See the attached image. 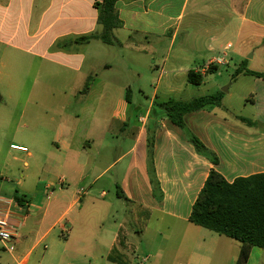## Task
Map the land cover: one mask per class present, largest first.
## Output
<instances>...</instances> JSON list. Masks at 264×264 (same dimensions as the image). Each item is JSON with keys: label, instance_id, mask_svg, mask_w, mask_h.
Instances as JSON below:
<instances>
[{"label": "crops", "instance_id": "1", "mask_svg": "<svg viewBox=\"0 0 264 264\" xmlns=\"http://www.w3.org/2000/svg\"><path fill=\"white\" fill-rule=\"evenodd\" d=\"M96 1L100 0H0V49L27 51L56 64L63 57L72 59L69 50L51 49L61 38L98 31ZM116 11L123 22L114 30L121 43L115 45L123 59L122 74L132 71L141 76L132 68L150 56L147 72L157 81L150 105L145 114L137 106L131 112L125 107L119 115L109 109L104 112L106 117H101L100 105L110 104L106 100L119 98L120 104H133V93L126 86L129 82L111 91L110 80L93 79L84 94L90 75H81L77 86L63 92L75 105L70 112L50 116L54 137L46 144L47 182L38 175L36 186L23 189L21 195L10 181L0 183V215L8 218L13 233L7 243L0 239V252L5 251L0 264H29L33 252L43 245L39 264L50 254L53 264H121L119 255L122 264H235L241 245L238 254L228 255L226 236L205 237L198 231L188 253L183 249L184 240L195 227L202 228L189 218L212 169L230 183L264 173V81L257 77L252 81L247 78L252 75L241 74L230 78L226 92L216 86L212 94L223 93L222 105L186 114L184 128L175 125L160 104L191 101L188 95L195 85L188 81L190 70L204 74L211 63L218 68L230 66L225 51L232 44L222 46L221 42L231 38L244 43L263 33L264 0H121ZM181 31L187 38L175 46ZM169 34L170 43L164 46ZM32 40L27 48L25 43ZM160 64L163 71L156 77L153 68ZM5 66L1 62V67ZM103 66L110 68L111 64ZM74 68L79 71L81 65ZM2 74L14 85L19 81L10 72ZM249 101L253 109L250 117L240 112ZM94 122L96 128L106 124L100 134L92 127ZM23 128L34 138L28 144L30 150L23 152L32 159L39 148L37 132L30 131L32 127L26 123ZM190 135L203 143L217 164L196 149ZM95 148H101L98 156ZM106 151L115 155L98 164L100 158H107ZM24 165L29 168L30 161L25 160ZM97 165L103 167L92 178L93 184L114 173L102 195L109 198L115 186L116 197L123 200L127 213L119 224L107 226L105 217L95 218L87 210L86 199L92 196L85 187ZM15 185L20 187L23 182ZM119 187L125 198L117 194ZM153 217L159 220L155 239L144 258H137L136 245L149 242L146 236ZM113 251L115 260L109 258ZM246 264H264V249L254 246Z\"/></svg>", "mask_w": 264, "mask_h": 264}, {"label": "rangeland", "instance_id": "2", "mask_svg": "<svg viewBox=\"0 0 264 264\" xmlns=\"http://www.w3.org/2000/svg\"><path fill=\"white\" fill-rule=\"evenodd\" d=\"M100 29L101 26L98 27V31H95V33H100ZM79 36L84 35H72L61 38L57 43V47L51 49V52L58 50L63 53L69 50L72 55H74V58L68 59L67 61L63 57L58 64H56L54 60L52 62L51 59L42 60L27 51L15 53L12 49H0V71H2L0 73V183L3 181H10L12 185L14 184V188L17 189L20 195L23 189L30 190L36 186L38 175L42 177L44 182H47L46 180L49 175L44 171L47 149L46 144L51 143L54 137V128L53 124L50 122V116L52 114L59 115L74 110L73 105H75V103H70L63 92L77 86L81 75H90L94 81L100 79L110 80V83H112L111 86H113L111 91H117L116 85L129 82L126 86H130L133 93V104H120L119 98L106 100V104H110L107 106L103 104L100 105L99 110L101 111H99V114L101 117H106L104 112H107L106 110L109 109L112 113L119 115V112L123 111L125 107L129 108L131 112V109L137 106H140V112L145 114L150 105V100L153 98V91L157 81H154L147 72L150 56L138 61L137 65L132 68L134 71L135 69L140 71L141 76L134 75L132 71H128L127 74L125 73V75H123L122 72H124V69L120 67L123 59L119 55L118 46L115 44L107 45L100 40H92L88 48L84 44L72 43V41ZM171 36V34L166 36L167 39L166 42L163 43L164 46L170 43ZM186 38L187 34L181 31L175 41V46L180 45ZM150 39H152V37H150ZM228 42L232 44V48L225 51V53H227L229 58L228 62H230V66L221 65L215 73L208 74L204 78V83L201 86H191V92H189L188 95L191 100L212 94L215 92L216 86H218L220 90H223L230 84V78L234 76L238 68H248L256 72H264V32H258L244 43H239L237 40L231 38L224 39L221 45L225 46ZM33 43L32 40L25 44L26 47L29 48ZM239 53L242 55H239ZM82 56H84V58H82ZM1 62L6 63V68L1 67ZM69 62L72 65H68ZM130 62L131 64L134 63L131 60ZM105 63L111 64V67H104L103 65ZM80 65L81 68L79 71L74 68ZM213 65L215 64L211 63L207 65V67H205V72ZM153 71L156 77H158L163 71V66L160 64L159 68H153ZM8 72H10V75L19 77L17 84L14 85L12 81L6 78V75L2 74ZM247 78L252 81L256 79L253 76H247ZM140 90H142V92ZM115 95L118 96L116 93ZM248 98L250 99L252 97ZM93 102L94 107L91 109L94 110L96 109V100ZM249 104L250 101L247 103L246 109L244 107L240 108V112L250 117L253 109L249 108ZM91 112L92 111H90L89 114ZM22 113L24 114V118L20 119ZM24 123L32 127L30 131L35 130V132H37V143L39 144V148L33 156L34 159H28L25 153L12 149L13 145H17L24 146L30 150L28 144L30 141L34 140V138L28 129L24 130ZM97 125L98 124L94 122L92 127L96 128ZM105 125L106 124H103V127L100 125V128L97 127L96 133L100 134ZM108 138L115 141L112 137L108 136ZM95 149V153L98 156V152L101 151V148ZM104 153H106L107 158L103 161L100 158L98 164L108 162L111 156L115 155L113 152L106 151ZM25 160L30 161L29 168L25 167ZM100 167L103 166L97 165L96 168H94L92 177L85 187L92 196L91 199H86V207L88 211H92L91 214H93L95 218L105 217L107 226L114 225L115 223L119 224L127 213L124 212L125 207L123 200L116 197L115 186L112 185L113 189L111 190L109 198L104 199L102 195L103 190L107 188L105 186L107 180L113 177L114 173L108 174L104 180H100L93 184L92 178L101 172ZM24 176L25 179H23ZM19 180L23 182V185L20 187L15 185ZM158 223V218L153 217L149 220L150 229L146 237L150 240L149 242H146V240L142 242L138 241L135 253L137 258H144L143 256L145 253L149 252L148 247L150 248L152 241L155 239L154 227ZM195 229L197 230L188 233L184 240L185 246L183 249H185V253L192 250V243L195 238L198 237V231H201L199 235L205 237H219V235L205 228L195 227ZM224 239L228 241L226 246L227 254H238L240 243L230 238ZM0 244L1 248H3L1 241ZM43 251L44 245L36 249L30 257L29 264L41 263ZM133 254L134 253H132V255ZM0 255L4 256L5 251L1 250ZM132 255L130 254L131 259H133ZM137 258L134 260L138 261ZM181 262L184 263L182 260ZM53 263L54 261L51 254L47 255L43 260V264Z\"/></svg>", "mask_w": 264, "mask_h": 264}, {"label": "trees", "instance_id": "3", "mask_svg": "<svg viewBox=\"0 0 264 264\" xmlns=\"http://www.w3.org/2000/svg\"><path fill=\"white\" fill-rule=\"evenodd\" d=\"M119 1L121 0L96 1L95 7L99 9L98 24L101 26V32L79 36L72 43L87 45L92 40H100L107 45L121 44L114 35V30L123 26L116 11ZM217 70L218 67L215 65L204 74L190 70L188 81L198 86L203 83L205 76ZM241 74L252 75L264 81V72H256L248 68H238L233 78ZM92 82L93 78L89 77L82 93L89 92ZM222 98L223 93H218L201 96L189 102L168 101L161 103L160 107L175 125L184 128L186 114L201 110L208 105L221 106ZM190 139L202 155L217 164V159L212 157L199 139L192 135ZM117 194L125 198L120 187L117 188ZM189 221L239 242L241 248L235 264H246L254 246L264 249V173L239 177L230 183L221 173L212 169L193 205ZM114 254L116 253L113 251L109 256L111 260H115ZM119 263L122 264L120 255Z\"/></svg>", "mask_w": 264, "mask_h": 264}, {"label": "built area", "instance_id": "4", "mask_svg": "<svg viewBox=\"0 0 264 264\" xmlns=\"http://www.w3.org/2000/svg\"><path fill=\"white\" fill-rule=\"evenodd\" d=\"M12 149L21 152H28V149L24 146L13 145ZM0 239L1 241L7 243L13 239L12 226L8 218L0 215Z\"/></svg>", "mask_w": 264, "mask_h": 264}, {"label": "water", "instance_id": "5", "mask_svg": "<svg viewBox=\"0 0 264 264\" xmlns=\"http://www.w3.org/2000/svg\"><path fill=\"white\" fill-rule=\"evenodd\" d=\"M223 91H224V92H226V91H227V89H224Z\"/></svg>", "mask_w": 264, "mask_h": 264}]
</instances>
